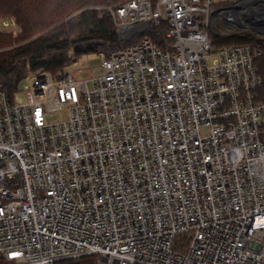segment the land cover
Here are the masks:
<instances>
[{
  "label": "built area",
  "instance_id": "built-area-1",
  "mask_svg": "<svg viewBox=\"0 0 264 264\" xmlns=\"http://www.w3.org/2000/svg\"><path fill=\"white\" fill-rule=\"evenodd\" d=\"M106 9L119 36L135 30L129 39L166 21L167 47L145 36L101 52L85 80L83 69L39 70L25 100L0 86V256L264 264L261 50L212 40L264 44V0ZM61 108L68 118L48 122Z\"/></svg>",
  "mask_w": 264,
  "mask_h": 264
},
{
  "label": "trees",
  "instance_id": "trees-1",
  "mask_svg": "<svg viewBox=\"0 0 264 264\" xmlns=\"http://www.w3.org/2000/svg\"><path fill=\"white\" fill-rule=\"evenodd\" d=\"M128 0H0L1 16H13L21 31L12 35L0 28V86L14 93L28 75L44 70L56 73L86 53L121 49L148 36L166 48L168 24L159 25L129 40H121L107 7ZM100 7V9H97ZM218 46L249 44L261 50L255 64L262 77L260 98L264 100V44L250 34L213 36ZM92 262V261H89ZM71 263V262H70ZM0 264H7L0 256Z\"/></svg>",
  "mask_w": 264,
  "mask_h": 264
},
{
  "label": "rangeland",
  "instance_id": "rangeland-1",
  "mask_svg": "<svg viewBox=\"0 0 264 264\" xmlns=\"http://www.w3.org/2000/svg\"><path fill=\"white\" fill-rule=\"evenodd\" d=\"M7 19H9V21H12V24L6 25L4 21H6ZM0 28L3 31H7L11 33L12 35H17L21 31V27L17 24L16 18L13 16H1ZM101 52H105V51H101ZM101 52L83 54L76 61L66 66L62 70H65L67 72H74L78 69H83L84 72L79 75V79L82 80L90 79L92 76H97L100 70L99 65L101 62V58L99 53ZM27 85H28V77L24 78L20 82V85L17 90L16 99L20 98L22 100H25L26 94L24 91ZM89 85L91 87V81H89ZM67 118H68V114L64 108L54 109L52 111V115L48 117V122H61L66 120ZM96 260H97L96 257L93 256L88 258L68 260V261L60 262L58 264H97Z\"/></svg>",
  "mask_w": 264,
  "mask_h": 264
},
{
  "label": "water",
  "instance_id": "water-1",
  "mask_svg": "<svg viewBox=\"0 0 264 264\" xmlns=\"http://www.w3.org/2000/svg\"><path fill=\"white\" fill-rule=\"evenodd\" d=\"M134 33H135V30H133L128 36L120 35L119 37H120L121 40H127V39H129Z\"/></svg>",
  "mask_w": 264,
  "mask_h": 264
}]
</instances>
